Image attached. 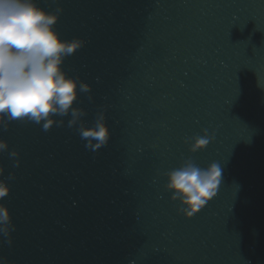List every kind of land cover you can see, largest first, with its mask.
<instances>
[{
    "label": "water",
    "instance_id": "obj_1",
    "mask_svg": "<svg viewBox=\"0 0 264 264\" xmlns=\"http://www.w3.org/2000/svg\"><path fill=\"white\" fill-rule=\"evenodd\" d=\"M35 3L84 42L61 68L91 91L77 90L72 128L0 117L3 264H264V0ZM100 111L110 139L92 151L76 129ZM186 159L221 170L190 218L165 191Z\"/></svg>",
    "mask_w": 264,
    "mask_h": 264
},
{
    "label": "clouds",
    "instance_id": "obj_2",
    "mask_svg": "<svg viewBox=\"0 0 264 264\" xmlns=\"http://www.w3.org/2000/svg\"><path fill=\"white\" fill-rule=\"evenodd\" d=\"M61 12V8H56L55 13L45 12L35 0H0V117L4 120H27L48 131L54 124L57 127L64 124L63 119L54 117L70 116L67 126L72 128L86 115L73 105L77 90L89 93L90 86L78 78L68 77L61 68L65 58L73 55L84 42L59 38L53 26ZM3 129L7 130V126L3 125ZM76 130L86 141L85 147L92 151L106 146L110 139L103 111L97 113L92 127L79 125ZM211 139L205 130L202 135L191 138L189 151L204 149ZM7 147L6 142L0 141V152ZM10 156L18 154L12 151ZM18 165L17 160L15 166ZM3 172L0 167V175ZM220 174L216 162L201 168L186 159L166 173L165 191L178 204L177 212L190 218L216 196ZM8 194L9 187L0 180V199ZM11 231L14 227L9 212L0 204V235L8 238ZM7 242L11 244V239Z\"/></svg>",
    "mask_w": 264,
    "mask_h": 264
}]
</instances>
